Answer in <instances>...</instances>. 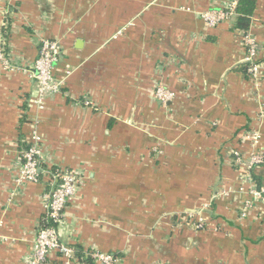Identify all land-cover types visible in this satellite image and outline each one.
<instances>
[{
  "label": "crops",
  "instance_id": "crops-1",
  "mask_svg": "<svg viewBox=\"0 0 264 264\" xmlns=\"http://www.w3.org/2000/svg\"><path fill=\"white\" fill-rule=\"evenodd\" d=\"M240 0H0V264H28L55 170L82 177L60 240L115 264H264V0L238 28ZM233 8L209 27L203 14ZM59 41L41 96L33 65ZM162 85L175 93L163 104ZM38 129L41 180L18 187L20 153ZM235 154H238L235 155ZM238 159L240 162H238ZM194 215L207 229L193 230ZM184 220V221H183ZM49 264H64L51 254Z\"/></svg>",
  "mask_w": 264,
  "mask_h": 264
},
{
  "label": "built area",
  "instance_id": "built-area-1",
  "mask_svg": "<svg viewBox=\"0 0 264 264\" xmlns=\"http://www.w3.org/2000/svg\"><path fill=\"white\" fill-rule=\"evenodd\" d=\"M233 8L211 10L203 14V20L209 27H216L218 24L226 21L233 14ZM242 42L246 48L247 57L246 64L249 65L248 73L251 77L259 79L264 75V60L258 59L262 50V45L248 34L242 37ZM3 41H0V62L7 68L10 67V62L5 57ZM61 55V44L59 41L43 40L39 46V55L33 65V76L42 97L39 103L45 96L49 94L60 93L61 84L55 83L53 71L55 65L59 62ZM155 98L163 104L173 101L175 93L166 89L162 85L155 88ZM43 137L39 134L38 129L30 134V141L21 153V168L16 178V185L18 187L24 184H34L41 180L43 173L41 146L43 144ZM238 156V154H235ZM238 162L240 160L238 159ZM257 165H264V160L254 157L249 164V171ZM81 175L72 170H55L53 173V190L48 193L45 205V219L44 223L38 229L32 255L28 258V264H49L51 254L56 253L64 262V264H87L78 258L79 250L73 246L64 244L58 234V226L64 218V211L66 207L78 195L79 186L82 181ZM258 199L264 202V190L254 191L253 193ZM189 216V215H188ZM185 220V221H184ZM182 224H188L193 230L207 229V222L203 219L197 221L194 215L185 218ZM87 257H90L96 264H115L116 255L103 254L96 251L85 252Z\"/></svg>",
  "mask_w": 264,
  "mask_h": 264
},
{
  "label": "trees",
  "instance_id": "trees-1",
  "mask_svg": "<svg viewBox=\"0 0 264 264\" xmlns=\"http://www.w3.org/2000/svg\"><path fill=\"white\" fill-rule=\"evenodd\" d=\"M256 8V4L254 1L251 0H240L238 2L237 8H236V14L239 16L238 21V28L243 31H248L250 28L251 23V17L254 14ZM245 71L249 68L248 64H245ZM27 148V145H26ZM253 179L255 180L257 189L261 190V183H259V180H257L256 176H253ZM78 258L81 259L82 262L87 264H96L94 260H92L90 257H87L85 252L83 250L79 249Z\"/></svg>",
  "mask_w": 264,
  "mask_h": 264
},
{
  "label": "rangeland",
  "instance_id": "rangeland-1",
  "mask_svg": "<svg viewBox=\"0 0 264 264\" xmlns=\"http://www.w3.org/2000/svg\"><path fill=\"white\" fill-rule=\"evenodd\" d=\"M24 149V148H23ZM42 168H43V170H45L46 171V165L45 164H42ZM53 188V187H52Z\"/></svg>",
  "mask_w": 264,
  "mask_h": 264
}]
</instances>
